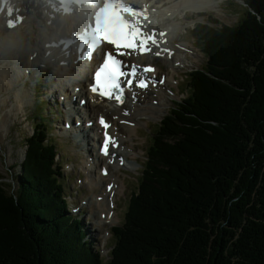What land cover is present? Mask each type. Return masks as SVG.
Returning <instances> with one entry per match:
<instances>
[{
  "label": "trees",
  "instance_id": "1",
  "mask_svg": "<svg viewBox=\"0 0 264 264\" xmlns=\"http://www.w3.org/2000/svg\"><path fill=\"white\" fill-rule=\"evenodd\" d=\"M245 2L235 26H203L207 63L153 133L111 257L83 242L36 121L19 187L0 182V264H264V0Z\"/></svg>",
  "mask_w": 264,
  "mask_h": 264
},
{
  "label": "bare ground",
  "instance_id": "2",
  "mask_svg": "<svg viewBox=\"0 0 264 264\" xmlns=\"http://www.w3.org/2000/svg\"><path fill=\"white\" fill-rule=\"evenodd\" d=\"M165 1L168 2V4L155 14L152 2L139 0L141 6L145 8L147 12L151 13V16L145 21V27L147 26L150 29H155L157 25L154 20L157 16L170 15V18L167 20L166 17L162 18L169 26L160 27L158 30L159 44L155 46V49L161 52L162 56L160 59H164L166 65L169 64L172 66L173 75H167L164 87H161L158 90L159 93L156 95H154L153 91L137 88L136 85L132 86L130 90H126L125 92L127 97L123 105H118L113 101H98L95 95L91 93L89 89V85L91 84L90 69L96 63H92L93 59H89L90 63H88L86 60L82 59L78 53H73L66 56V58L60 57L58 54H48L50 48H62L63 42L61 38L65 36L64 30L66 23H68V19H70L69 17H72L71 23L73 24H77L78 20L70 14L55 8V5H40L37 0H8L5 6L2 5V0H0V83L3 84L5 89L8 88L6 90L7 96L1 99V103L4 104L7 102L13 90L17 98L16 103H19L21 99L20 96L23 92L22 90L25 91L28 88L30 81L34 79V77V81L38 84L42 70H44V67L48 64L53 65V67L58 70L53 77L59 89L61 86L65 87L64 82L73 87V92H69L71 95H68L65 100L63 99L64 102L67 100L70 108L67 109V106H64L69 116H71L70 123L74 124L75 116L72 117L73 114L76 115V120L81 114L83 121L89 120L91 125L84 127L80 126L73 130L66 131L68 134L76 135L75 137L84 135V138L81 137V139L83 140L82 144L85 151H90L91 147L94 149L95 155L88 154L87 164H84L83 167L88 173L89 184L94 190L87 204H95V206L99 208L98 222L101 224L117 221V209L114 208L116 196L122 193L125 187V182L120 172L126 174L123 169L128 168L135 170L139 166L137 160L130 159V157L138 154L134 146V136L138 132L141 124H148L144 118L146 117L149 119L153 116L156 117L161 111L160 107L162 103L166 98H170L167 95V90L170 89L169 85L175 80V75L178 73L176 66L187 56L188 52L182 51L179 57H174L170 60V55L168 53H163L160 49L161 47L169 48V53L173 54L172 50L180 45L176 43L175 39L178 36L179 29L182 28V24H185V22L182 21V23L178 19H175V15H183L188 9L215 7V4L212 3L214 0ZM83 13L85 16L87 15V12L82 11L81 14ZM78 16L80 17V15ZM13 18L16 19V26H10L8 24V20ZM175 24L178 26L175 27ZM165 31L167 33L162 36L161 33ZM164 37L167 38L166 42H163ZM44 38L46 39L42 43ZM77 45L76 50H78ZM186 46L191 48L190 45ZM194 52L196 51L194 50ZM23 54L27 55L26 59H19ZM141 57H148L146 62L154 59L152 52ZM5 60L11 61L12 65H1V62ZM179 60H181L179 64H174ZM138 62L142 63L139 59ZM40 64L43 65L40 66ZM45 69H47V67ZM157 71L158 70H156V72ZM156 72H151V74L154 75ZM91 73H93V71H91ZM148 73L150 74V72ZM38 76L39 78L36 81ZM59 77L60 80L58 81L57 78ZM157 87L159 88V85ZM133 92L137 94L135 100H133ZM51 93L50 101L56 99L53 100L56 102L52 103L59 104L62 102L60 96L59 98L58 95L56 97V89H53ZM80 101L84 102L81 106L79 105ZM99 112L103 113L102 116H107L109 118L108 121L111 126L108 129L103 128L99 123L96 124L93 122V119L97 118ZM158 117H160V115H158ZM105 131L113 134L112 140L114 141V144L109 145L108 154L102 152V146L97 150V142L102 138L100 133ZM102 140H104V138ZM91 156H93V159H91ZM121 160L123 163H121ZM95 169H97V171L92 174V171ZM71 176L73 175L71 174ZM97 188L100 189L101 192H96L95 190ZM77 219L82 223V215L81 218L78 216ZM80 228L82 229L83 226L80 225Z\"/></svg>",
  "mask_w": 264,
  "mask_h": 264
},
{
  "label": "rangeland",
  "instance_id": "3",
  "mask_svg": "<svg viewBox=\"0 0 264 264\" xmlns=\"http://www.w3.org/2000/svg\"><path fill=\"white\" fill-rule=\"evenodd\" d=\"M155 2L156 0H146ZM235 0H214L212 2L215 4V7L204 8L205 13L209 15V20L216 26H235L238 24L240 15L236 13ZM230 3V4H229ZM222 9L221 13L218 12V9ZM201 15V14H200ZM198 14L188 13V18L181 20L184 21L185 24H182V28L178 31V36L175 41L182 43H190L193 46V49L196 52H188L187 56L184 57L182 62L176 66L178 73L175 75V80L170 84L172 92L170 90L167 91V95L170 98H166V100L162 103L161 111L159 114L153 117L144 118L148 124L142 125L139 127L138 132L136 130V135L134 136L135 141V149L138 154L130 157V159L137 160L139 166L135 169H123L126 174L120 172L121 176L124 179L125 187L122 193L117 194V221L112 223H107L105 225L100 224L97 219L99 217V208L95 206V204L88 205V199L91 194L94 192L89 184L88 175L82 172L85 160L87 159V153L84 151L82 142L83 140L77 139L74 135L68 134V132H64L65 128L64 124L66 119H68L65 111V107L61 106V113L59 116H55L56 112L58 114L57 109H53V104L50 101L51 91L56 89V97L58 95L65 100L68 95H71L69 92H73V87L64 82L65 87L61 86L60 89L56 86L55 79L53 75L58 71L53 65H46L47 69L42 70L40 81L35 82L34 79L30 81V85L24 91L22 90V95L20 96V102L16 103L17 98L15 97L14 90L10 93V96L7 99L6 103H1V99L7 96V89L0 83V182L11 183V189L13 188L17 190L18 182L21 177H23L24 169H29L28 158L29 160L32 158L30 156L29 148L26 146L28 139L34 128L36 127L35 117L38 115L40 117V112L44 111L46 113L49 108V104L52 105L51 111L53 113L54 121L50 122V133L56 138H52L53 142L58 147L59 152L64 157L62 161V166L65 172L66 178H64V182H59V184L63 185L62 188L59 189V195L62 197L64 203L68 204V207L65 206L67 212L70 214L73 213L75 218L78 216L83 217V222L85 226L88 228V232L86 234V239L90 243L89 246H94L97 243H101L99 245L101 247L105 246L104 252H108V248H110L111 243L113 242V235L111 230L108 228L114 227L120 221L125 220V212H127L126 205L128 199H132L134 194L137 195V187L138 180L143 175L142 170L145 168L147 162L145 157V152L151 145L153 137L152 131H156L158 129L159 123L165 117V115L170 111V109L174 108L175 101L180 100L185 97L186 92V81L187 77L190 74V71L201 67L202 63L205 61L204 57L207 53L204 51V45L200 43L199 39L192 36L190 34V29L194 27V21L192 18L199 17ZM239 16V17H238ZM198 37L199 36H210L211 33L206 28L200 26L196 31ZM46 38L42 41H45ZM164 40V38H163ZM2 48V47H1ZM168 52V49H165ZM153 51V50H152ZM159 51H156V53ZM154 54V59L151 60V64H157V67H160L158 70L160 80L162 77H167V75H173V69L171 65H166L164 59H160L158 56ZM16 57V55H15ZM19 57V56H18ZM27 55H22L19 59H26ZM4 60V59H3ZM6 64L7 66H11L12 62L9 60H5L1 62ZM174 64H178L177 61ZM206 64V62H205ZM204 64V65H205ZM43 64H40V66ZM211 69L215 70V65L212 63ZM170 73V74H169ZM37 77L36 81L38 80ZM58 81L60 77L57 78ZM177 81V85H176ZM35 83V84H34ZM164 84V83H162ZM180 87V88H179ZM161 88V87H160ZM65 90V91H64ZM154 92V90L150 89ZM158 91V90H157ZM51 93V94H50ZM159 93V91H158ZM64 94V97H62ZM56 100V99H53ZM50 102V103H49ZM16 103V104H15ZM38 104V105H37ZM66 101L65 105L66 106ZM46 109V110H45ZM181 107L178 108V111L181 112ZM186 109V108H185ZM184 109V110H185ZM56 110V112H55ZM48 113V112H47ZM160 115V117H158ZM47 120L52 119V117L47 118ZM175 123V121H174ZM175 125H177L175 123ZM169 128H166V131H169ZM173 130V129H172ZM48 131V127H47ZM91 137V136H90ZM89 139V138H88ZM130 144V143H129ZM62 146V147H61ZM57 158V157H56ZM58 159V158H57ZM157 164V163H156ZM156 164H154L156 166ZM82 167V168H81ZM157 167V166H156ZM124 168V167H122ZM82 169V170H81ZM60 174L62 172H59ZM70 175H69V174ZM71 174L73 176H71ZM20 175V176H19ZM15 178L17 182L15 183ZM77 189V190H76ZM80 190V191H78ZM96 192L100 191V189H96ZM262 190H258V195ZM101 192V191H100ZM66 197V198H64ZM258 198V197H257ZM74 207V208H73ZM75 210V211H74ZM229 228V226H227ZM107 230L109 232H107ZM103 233L101 237L100 234ZM147 246V244L143 243V248ZM100 247V248H101ZM3 249V244L0 249V252ZM96 249V247H95ZM88 253V251L86 250ZM86 253V254H87ZM25 254V252L23 253ZM217 256H213L210 259V264H225L224 260L221 258H216ZM72 258H70L71 260ZM74 260V259H73ZM77 262L78 260L75 259ZM1 262V261H0ZM218 262V263H217Z\"/></svg>",
  "mask_w": 264,
  "mask_h": 264
},
{
  "label": "snow or ice",
  "instance_id": "4",
  "mask_svg": "<svg viewBox=\"0 0 264 264\" xmlns=\"http://www.w3.org/2000/svg\"><path fill=\"white\" fill-rule=\"evenodd\" d=\"M104 39L113 45L117 52L123 55L119 50L123 48L139 49L141 52L151 51L152 46H156L157 42L154 38H149L143 34H138L129 31L127 28H121L119 25L110 23ZM167 51V50H164ZM157 52L156 55H160ZM171 55V53H169ZM154 71L151 67L138 70L137 66H133L130 71H123L121 61L115 56L108 54L104 60L103 65L99 68L94 78V85L91 88L93 93L109 99H115L117 103H123L125 90L132 88L133 82L137 88L146 89L150 83L155 84V81L146 76V73ZM131 77L130 79L122 81V78ZM162 82V81H161ZM122 83L126 86H122ZM136 93L133 92V100L136 98ZM100 125L107 129L109 125L101 118ZM110 144H114L111 137L105 132V140L102 145V152L108 154ZM121 163L123 161L121 160Z\"/></svg>",
  "mask_w": 264,
  "mask_h": 264
}]
</instances>
